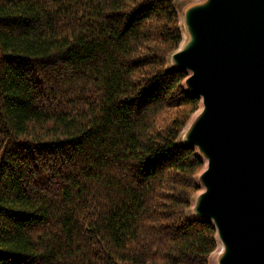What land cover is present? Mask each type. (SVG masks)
<instances>
[{
    "label": "trees",
    "instance_id": "16d2710c",
    "mask_svg": "<svg viewBox=\"0 0 264 264\" xmlns=\"http://www.w3.org/2000/svg\"><path fill=\"white\" fill-rule=\"evenodd\" d=\"M175 1L0 0V264H207Z\"/></svg>",
    "mask_w": 264,
    "mask_h": 264
},
{
    "label": "water",
    "instance_id": "95a60500",
    "mask_svg": "<svg viewBox=\"0 0 264 264\" xmlns=\"http://www.w3.org/2000/svg\"><path fill=\"white\" fill-rule=\"evenodd\" d=\"M181 22L171 71L201 104L182 146L205 161L190 220L213 226L217 264H264V0L190 2Z\"/></svg>",
    "mask_w": 264,
    "mask_h": 264
},
{
    "label": "bare ground",
    "instance_id": "6f19581e",
    "mask_svg": "<svg viewBox=\"0 0 264 264\" xmlns=\"http://www.w3.org/2000/svg\"><path fill=\"white\" fill-rule=\"evenodd\" d=\"M196 1H200V0H191V2H196ZM183 2H184V1L180 0L178 3H183ZM176 9H177V6H176V4H175V10H176ZM177 11H178V10H177ZM177 11H176V13H177V16H178V18H179V22H180V31H181V35H182V40H185V39H186V34H185V31H184V29H183V27H182L181 13H180V12H177ZM167 68H168V70H171V69H172V66H170V63H169L168 60H167ZM180 136H181V135H179V137H178L177 140H176V144H177V145H181ZM195 152H196V154H198L197 149H195ZM198 155H199V154H198ZM204 162H205V161H204ZM196 183H197V180H196ZM197 184H198V183H197ZM201 190H202V188H201ZM192 203H193V201H192ZM186 216H187L188 219H192V215H191V213H189V211H187ZM220 250H221V245H220L219 242H217V248H216V250H215L214 252H212L211 255H209L208 264H216V257L218 256Z\"/></svg>",
    "mask_w": 264,
    "mask_h": 264
},
{
    "label": "rangeland",
    "instance_id": "374dc122",
    "mask_svg": "<svg viewBox=\"0 0 264 264\" xmlns=\"http://www.w3.org/2000/svg\"><path fill=\"white\" fill-rule=\"evenodd\" d=\"M180 0H176L175 1V4H176V6H177V9H176V11L177 12H182V9L187 5V4H189L190 2H191V0H182V1H184L183 3H178ZM179 19V18H178ZM180 23V22H179ZM185 40H182V42H181V44L179 45V47L182 45V43L184 42ZM178 47V48H179ZM177 48V49H178ZM168 61H169V63H170V60H169V58H168ZM170 66H171V64H170ZM200 109H201V104H199V108H198V110L190 117V119H189V121L187 122V124L185 125V127L183 128V130L181 131V133H180V140L182 139V133L185 131V129L187 128V126H188V124L191 122V120L196 116V114L197 113H199V111H200ZM181 145H182V140H181ZM195 150V149H194ZM199 154V153H198ZM197 154V156L199 157V155ZM200 158V157H199ZM204 161V160H203ZM203 168H202V170L204 169V167H205V162H203ZM201 170V171H202ZM200 171V172H201ZM199 172V173H200ZM198 176V175H197ZM197 176H196V178H195V181L197 180ZM198 183V182H197ZM196 183V184H197ZM201 192V187H199V189H198V192H196L195 194H194V196L192 197V200H191V204H190V207H189V209L187 210V211H189V213H191L190 212V210H191V206H192V201H194V199L196 198V196L199 194ZM217 248V247H216ZM216 250V249H215ZM214 250V251H215ZM213 251V252H214ZM212 254V253H211ZM210 254V255H211ZM208 260H209V256H208V259H207V264H208ZM216 264H217V262H216Z\"/></svg>",
    "mask_w": 264,
    "mask_h": 264
}]
</instances>
